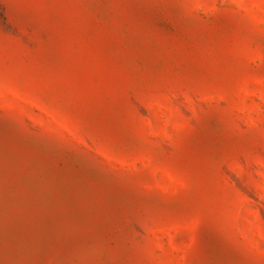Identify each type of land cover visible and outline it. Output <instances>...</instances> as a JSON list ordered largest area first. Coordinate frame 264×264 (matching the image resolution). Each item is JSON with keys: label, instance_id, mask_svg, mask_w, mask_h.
<instances>
[{"label": "rangeland", "instance_id": "1", "mask_svg": "<svg viewBox=\"0 0 264 264\" xmlns=\"http://www.w3.org/2000/svg\"><path fill=\"white\" fill-rule=\"evenodd\" d=\"M0 264H264V0H0Z\"/></svg>", "mask_w": 264, "mask_h": 264}]
</instances>
